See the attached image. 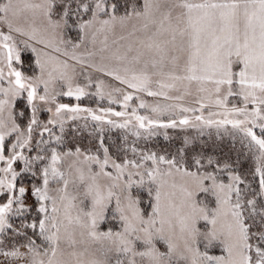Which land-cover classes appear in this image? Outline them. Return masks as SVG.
Returning <instances> with one entry per match:
<instances>
[{"label":"snow or ice","instance_id":"obj_1","mask_svg":"<svg viewBox=\"0 0 264 264\" xmlns=\"http://www.w3.org/2000/svg\"><path fill=\"white\" fill-rule=\"evenodd\" d=\"M0 264H264V0H0Z\"/></svg>","mask_w":264,"mask_h":264},{"label":"trees","instance_id":"obj_2","mask_svg":"<svg viewBox=\"0 0 264 264\" xmlns=\"http://www.w3.org/2000/svg\"><path fill=\"white\" fill-rule=\"evenodd\" d=\"M66 102H69V103H72L74 101H66ZM82 104H87V105H95V100H90V99H83L81 101ZM181 132H178L177 130H173V138L172 140H169V141H164L162 140L160 137H154L151 141H150V146L151 147H154L158 150H161V149H168V150H172V151H175V149L177 147H179L182 143V135L180 134ZM112 137L113 138H118L119 135H120V132H116L114 131L112 134Z\"/></svg>","mask_w":264,"mask_h":264},{"label":"rangeland","instance_id":"obj_3","mask_svg":"<svg viewBox=\"0 0 264 264\" xmlns=\"http://www.w3.org/2000/svg\"><path fill=\"white\" fill-rule=\"evenodd\" d=\"M87 99V98H86ZM106 103V102H105ZM83 105H87V104H83ZM90 106H93V107H95V105L93 104H91ZM165 131L167 132V136H168V139H165V136H164V133H165ZM178 132H181L180 130H177ZM116 132H118L119 133V130H116ZM182 136L184 135V133L183 132H181L180 133ZM158 137H160L162 140H164V141H169V140H172V138H173V129H167V130H164V129H161L160 130V132H159V134L157 135ZM156 136V137H157ZM101 227L103 228V227H105V225H101ZM161 247H163L162 245H161Z\"/></svg>","mask_w":264,"mask_h":264}]
</instances>
